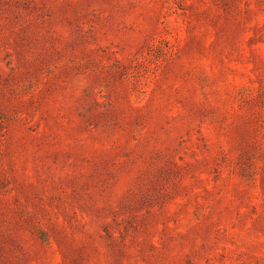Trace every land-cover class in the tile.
<instances>
[{
  "label": "rangeland",
  "instance_id": "1",
  "mask_svg": "<svg viewBox=\"0 0 264 264\" xmlns=\"http://www.w3.org/2000/svg\"><path fill=\"white\" fill-rule=\"evenodd\" d=\"M0 264H264V0H0Z\"/></svg>",
  "mask_w": 264,
  "mask_h": 264
}]
</instances>
